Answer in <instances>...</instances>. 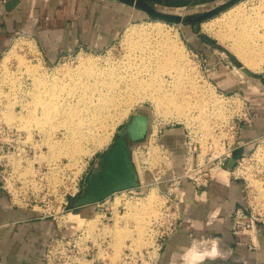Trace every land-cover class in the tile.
I'll use <instances>...</instances> for the list:
<instances>
[{
	"label": "rangeland",
	"instance_id": "rangeland-1",
	"mask_svg": "<svg viewBox=\"0 0 264 264\" xmlns=\"http://www.w3.org/2000/svg\"><path fill=\"white\" fill-rule=\"evenodd\" d=\"M263 1L264 0H241L230 8L220 11L218 14H215L214 16L203 20V22L201 23H192L189 21L181 23H170L160 19H154L145 12L140 13L143 12L141 10L139 13H133L131 22L124 28L120 36L108 48L101 51L78 50L74 54H70L68 56L60 58L56 63H49L48 60L44 57L42 51L39 49L38 45L31 38H28V36L19 34L15 38L13 44L19 41L24 46L23 49L18 52V55H20L19 57H23L26 61H32L33 63H38L39 59H41L42 71L45 72L46 75L48 74V77H52L51 75L55 74L58 78L60 77L59 80L61 81L67 79V75H74L77 73L76 71L78 70L76 69L79 64L78 57L80 55L86 56L90 59H96L101 64L105 63L104 65H107L108 62L106 63V60L108 59L112 64L118 63L116 61L119 60H125L130 55V47L129 45H127V43L124 42L125 31L133 25L145 26L160 22L162 23L163 27L161 29L163 35L167 34V36L169 35L170 38H173L176 36V34H178L177 40H179L178 43L183 52L172 53V56H174V58H178V60L176 58L177 64H179L184 69L186 68L185 70H187V72L190 71L188 76L189 79H187V76L185 77V80H182L178 77L179 81L181 80V82L184 84L187 83V86L189 87L192 83L193 85H195V87H198L197 94L200 95L198 96L197 94H195L193 96L192 94V99L204 98V103L197 102L196 110L204 107V105H211L213 109L216 108V103L217 106L223 105V110H220L219 112L216 111V113L218 114H213L214 118H212V112L208 110L203 115V119L201 117H196V119L193 118L194 120L191 118L189 124V122H180L173 116L166 117L159 115L150 102L141 101V103L139 102V104H137L126 117L120 120L114 126V128H112V130L111 125L109 126L108 129H110L109 131L112 135L110 134L108 141L101 144L100 146H96L88 142L87 144L85 143V155H78L79 157L77 156L76 160L73 159L74 161H72L62 155L61 157H59L58 152H54L53 149H49V152L45 153L48 163L51 164H56L62 161L64 163H68L69 161L77 162L80 160H84L89 161V164L93 165L95 160L100 157L101 152L105 148H109V146H112L120 130L131 120V118L135 114H144L149 117L150 123L146 138L140 142L130 143V147L132 149V160L136 169L140 173L141 181L145 184H149V186H147L146 188L144 187L140 190L123 191L117 193V195L115 194L112 198L104 201L101 207H97L96 205H93L91 207L89 206L91 210L90 214L83 215L82 217L79 216L78 219L73 220L74 224L68 223L67 229L63 233V235H66V233H70L69 235H67L68 237L78 235L82 231V229H87V225L89 224V226H91L90 232L85 229L86 235L82 242H87L89 241V239L92 242V244H90L89 246L91 249L90 260L97 259V264H115L121 261L123 253L126 249L142 251L143 249H149L154 246L153 234H151V226L154 220L159 219L161 208L166 203L163 195L168 194L166 192L169 188L172 187L171 185H177L178 180L173 182H171V180L174 177L183 175L185 172L184 168L182 172H177V170L175 169V164L173 161L174 155L162 142L163 138L165 137H163L161 140V138L157 136V132L159 131L160 127H164L166 131L171 128L177 129V131H179L180 134L183 135V139L180 141V143L183 145L185 144L186 134L192 133L191 135L194 137L202 134V154L200 157V159H202V157L207 154L212 148L216 149V154H222L225 150L223 145L221 144V141L224 139H228L227 143H229L230 145L234 144L237 140L240 130L251 125L253 115L251 112L249 100L253 94L264 95V57L262 62L263 69L261 70V72L253 73L249 71L226 45L222 44L216 37L208 34V32L205 30L204 24L206 25L207 23L215 22L218 23L219 20L222 19L221 16L224 13L228 12L232 7L239 5L240 3H247V7L249 6V8H253L260 5V3H262ZM227 2L228 0H213L199 6L187 7L183 9H172L164 5H155V8L156 10L163 13L179 15L183 19H195L198 16L215 10L216 8ZM26 42L34 44L36 51L34 55L29 53V51L27 50ZM11 47L9 48V50L11 49ZM9 50H7V52ZM5 54L0 57V95H3L2 98L0 97V107L2 108V111L0 109V114H3L0 117V121H4L7 123L6 118L8 117L9 119L11 118V120L13 119V124H11L17 126L19 129H23L28 132L38 130L46 136V139H48L47 145L49 146V148L50 143L53 142L52 140L62 142L65 138V130L61 129L58 132L50 133L49 131V133H47L45 132V128L39 129L33 122L29 121V118H27L29 113H27L26 111H29V109H22L21 104L23 103V101L20 99L16 100L17 96L19 97V93H17L16 88L12 87L5 77L9 73H12L16 76L15 73L17 72V76L19 77L18 80L20 81V83H22L24 90L30 88L32 89V82L27 77H22L23 75L22 72H20L21 70L19 69L18 58H16L17 60H12V62L10 63L11 65L8 66L9 69L7 70V74L4 72V69L1 70L2 59ZM110 62L108 64H111ZM241 67L247 69L251 74H253V77H249L245 73H243ZM56 68H68L69 74L65 73L64 71L57 72ZM163 75L168 76V74H165V72L163 73ZM28 100H30V98ZM194 104L196 103L194 102ZM33 107L34 106L32 105L31 109H34ZM40 112V110L35 112L37 119H39ZM204 119L207 120L206 124H203V121H205ZM151 141L155 143V146L158 149L156 150L157 153L153 150ZM262 147H264V140L256 144L255 147L249 150L246 155L242 156V158L246 159L243 165L239 166L237 162L236 166L231 171V173L233 172L236 177L241 178L247 185L246 201L247 205L249 203L251 205V208L253 209V217L257 220L255 223L256 228L257 226H264V198H262V200L258 197L259 191L255 189L256 184L254 182L257 180L260 183L264 182V157L261 156L262 154H260ZM89 152L92 154L90 155ZM178 152V154L181 153L180 150ZM90 170L91 166L89 167V171H87V175L84 177V185L86 184L90 176ZM161 179L162 181L166 180L167 182L164 184H160ZM252 182L254 186L252 185ZM173 188L174 187H172V189ZM152 189L157 192V199L155 203L148 204L149 202H147V196L150 191H152ZM117 197H119L123 202L128 200L133 203L143 202V204H146V209H143V211L140 212V216H134L140 218L138 223L130 224V228L132 230L134 229V226H137L144 230L145 237L141 241L134 242L132 239L126 237L122 239L121 236L116 237L117 240H115V238L111 236L112 233L110 231L119 227L118 225H115V219L118 217L116 212H119L118 214L121 217L124 216L127 212L124 203H122L117 210L114 211V209H112L114 208L113 203L115 199H117ZM72 214H74L75 216V213L71 212V218L73 217ZM97 216H100L103 219L100 217L95 219V217ZM246 222L249 221L246 220L244 224H247ZM92 224L95 226V228ZM258 234L259 233L257 232V230L250 231L249 236L251 235L252 238H255V242L252 243L251 241H245L247 244V250H249L248 248H251L255 253L260 250V246L257 241L259 236ZM85 248L88 249L87 247L82 246V250H84ZM155 249L152 253L153 256L157 253V250ZM197 250V247L193 248V257H185L184 264L187 260H189L191 264H196L197 262H200L202 260L200 256L201 254H198ZM196 255L199 256L194 257ZM209 255L216 256V253L211 252ZM145 264H151V262H146ZM257 264L260 263L258 262Z\"/></svg>",
	"mask_w": 264,
	"mask_h": 264
},
{
	"label": "crops",
	"instance_id": "crops-1",
	"mask_svg": "<svg viewBox=\"0 0 264 264\" xmlns=\"http://www.w3.org/2000/svg\"><path fill=\"white\" fill-rule=\"evenodd\" d=\"M140 11L118 0H0V57L19 34L31 38L49 63L78 50L101 51L113 44L131 22L133 13ZM249 101L252 123L240 130L232 147L242 156L264 140V95L253 94ZM164 137L162 142L174 155L175 169L182 172L183 135L171 128ZM109 148L101 152L93 169ZM231 171L226 165L205 187L198 188L188 179L171 185L174 188L166 193L180 201L181 223L161 243L156 264H184L194 247L202 257L196 264L207 258L215 264H264V226L254 229L259 233L257 253L247 250V236L241 228L237 233L235 217L248 208L247 185ZM139 177V186L132 190L149 186L141 181L140 173ZM166 182L161 179L160 184ZM89 206L72 208L75 216L69 215V223L90 214ZM64 232L55 221L42 218L39 209L18 207L0 190V264H45L49 239L70 234L63 235ZM211 252L216 256H210Z\"/></svg>",
	"mask_w": 264,
	"mask_h": 264
},
{
	"label": "bare ground",
	"instance_id": "bare-ground-1",
	"mask_svg": "<svg viewBox=\"0 0 264 264\" xmlns=\"http://www.w3.org/2000/svg\"><path fill=\"white\" fill-rule=\"evenodd\" d=\"M246 4L243 2L232 7L221 16L222 19L218 23H207L204 26L208 34L226 45L249 71L259 73L263 69L264 57V1L253 8L247 7ZM162 28L160 22L129 27L124 33V42L130 47V55L125 60L112 64L108 59L106 63L111 64L104 65L105 63L101 64L96 59L80 55L77 73L67 75V79L61 81L55 74L48 77V74L42 71L41 59L38 63H33L19 57L18 52L24 47L19 41L15 42L3 57L1 70L4 69L7 74L12 60L19 59L22 77L25 76L31 80L32 89H23L17 72L16 76L12 73L6 75L5 78L19 93L16 100L23 101L22 109H29L26 111L29 113L27 118L39 129L45 128L47 133L65 130V138L62 142L51 139L53 142L50 143V150L57 151L59 157L62 155L74 161L73 159L76 160L78 155H85V143L100 146L108 141L111 134L109 126L111 125L112 130L141 101L150 102L159 115L173 116L176 120L183 123L189 122V124L191 118L203 119V115L208 110L212 112V115L216 111L223 110V105L217 106V103L214 109L211 105H204L196 110L197 102L204 103V98L192 99V94L193 96L197 94L198 87L188 83L189 87L187 83L179 81V78L185 80L190 71L187 72L186 68L177 64V57L172 56V53L183 52L177 40L178 34L170 38L167 34L163 35ZM26 46L29 53L33 55L36 53L34 44L27 43ZM56 70L69 74L68 68H56ZM164 72L168 76L163 75ZM2 96L1 94L0 97ZM32 105L34 109H31ZM38 110L41 111L39 119L36 118L35 113ZM2 115L0 114V117ZM6 120L8 124H11L13 119L7 117ZM204 120L203 124H206L207 120ZM152 145L156 152L158 149L155 143L152 142ZM260 154L264 157V147ZM254 182L255 189L259 191L258 197L264 198V182L260 183L258 180ZM156 194L154 189L150 191L147 196L148 204L156 202ZM122 203L125 204L127 212L122 217L118 214L119 212H116L118 217L115 219V225L119 227L116 226L117 229L110 231L111 236L115 240H117L116 237L121 236L122 239L126 237L139 242L145 237V232L134 225L132 230L130 224L138 223L140 218L134 216H140V212L146 209V204L128 200L123 202L117 197L112 209L117 210ZM98 217L100 216L95 219ZM90 229L91 226L88 224L86 230L90 232ZM192 255H194L193 249L186 256L193 257ZM185 264L191 263L187 260Z\"/></svg>",
	"mask_w": 264,
	"mask_h": 264
},
{
	"label": "built area",
	"instance_id": "built-area-1",
	"mask_svg": "<svg viewBox=\"0 0 264 264\" xmlns=\"http://www.w3.org/2000/svg\"><path fill=\"white\" fill-rule=\"evenodd\" d=\"M0 109L2 111L1 107ZM164 129L160 127L157 132L161 140L165 136ZM191 134L185 135V172L182 176L174 177L171 182L188 179L198 188L205 187L217 172L227 165L234 154L232 148L234 144L230 145L227 143L228 139H224L221 141L225 150L223 154H216V149L212 148L200 159L203 135L194 137ZM47 143L46 136L38 130L28 132L0 121V190L8 194L18 207L39 209L42 218L55 221L64 231L73 210L71 201L82 194L84 177L89 171L90 164L84 160L48 163L45 153L49 152L50 148ZM245 160L241 158L238 161L239 166L243 165ZM163 197L166 203L161 208L159 219L154 220L151 226L154 246L142 251L126 249L121 261L115 264L158 262L161 243L172 235L181 223L180 201L174 194H165ZM252 211L248 203L246 211L237 213L235 217L237 233L241 228L246 236H249L250 230L256 228L257 220L253 217ZM246 220L249 222L244 224ZM85 235V229H82L78 235L50 238L47 243L45 264H97V259L90 260L89 246L92 244L90 239L82 242ZM248 241L254 242L251 235L247 237L246 242ZM82 246L88 249L82 250ZM155 248L157 254L153 256Z\"/></svg>",
	"mask_w": 264,
	"mask_h": 264
},
{
	"label": "water",
	"instance_id": "water-1",
	"mask_svg": "<svg viewBox=\"0 0 264 264\" xmlns=\"http://www.w3.org/2000/svg\"><path fill=\"white\" fill-rule=\"evenodd\" d=\"M128 6L135 7L147 13L154 19H160L170 23L192 22L201 23L220 11L226 10L241 0H230L215 10L198 16L195 19H183L179 15L163 13L156 10L155 5H164L172 9L195 7L206 3L208 0H118ZM243 73L253 77L247 69L241 67ZM149 117L144 114H135L131 120L123 126L112 146L99 160L97 168L89 176L83 187L82 194L74 200L71 208L97 204L106 201L113 194L121 191L132 190L138 186V175L133 166L132 149L130 142L136 143L144 140L149 130ZM242 158V152L234 154L228 161L227 167L233 169ZM201 264H215L207 258Z\"/></svg>",
	"mask_w": 264,
	"mask_h": 264
},
{
	"label": "flooded vegetation",
	"instance_id": "flooded-vegetation-1",
	"mask_svg": "<svg viewBox=\"0 0 264 264\" xmlns=\"http://www.w3.org/2000/svg\"><path fill=\"white\" fill-rule=\"evenodd\" d=\"M210 1H213V0H208L207 2H210ZM230 0H228V2H229ZM130 143H133V142H130ZM133 161V160H132ZM93 166L94 165H92V169L90 170V174L89 175H91L92 173H93V171L95 170V169H93ZM133 166H134V168H135V170H136V172H137V175H138V180H137V182H138V186H139V182H140V177H139V172H138V170L136 169V167H135V165H134V162H133ZM137 186V187H138ZM136 187V188H137ZM128 191V190H127ZM121 192H123V191H121ZM117 193H120V192H117ZM117 193H115L116 195H117ZM115 194H113L110 198H112ZM110 198H108V199H110ZM107 199V200H108Z\"/></svg>",
	"mask_w": 264,
	"mask_h": 264
}]
</instances>
